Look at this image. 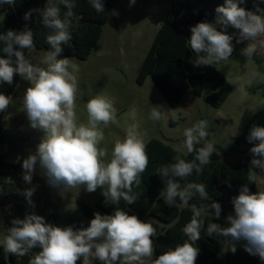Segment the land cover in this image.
Segmentation results:
<instances>
[{
	"label": "clouds",
	"instance_id": "obj_1",
	"mask_svg": "<svg viewBox=\"0 0 264 264\" xmlns=\"http://www.w3.org/2000/svg\"><path fill=\"white\" fill-rule=\"evenodd\" d=\"M89 2L97 13L104 12L102 0ZM243 2L225 0L224 5L215 9L214 23L199 22L191 27L188 44L195 53V66L214 65L230 58L235 33L228 34L229 27L240 30L236 43L250 42L242 49L244 55L251 57L257 51V45L252 41L264 36V8L257 6L255 11L246 10L239 6ZM130 3L134 4L135 0ZM0 4L14 6L15 0H0ZM61 6L66 9L63 17ZM75 7V0H47L43 8L29 9L24 14L23 19L28 21L32 13H37L40 23L52 30V34L46 37L50 50L42 61L46 67L34 65L25 56L24 49L35 48L34 33L27 25L19 32L9 29L0 33V51L4 53L0 56V83L12 85L17 74L29 82L23 94V109L30 127L44 133L35 153L23 159L22 179L31 184L39 165L49 186L57 189L62 197L72 189L84 186L89 193L101 189L105 205H118L121 199L132 205L140 195L133 192V186L139 187L142 173L149 164L144 139L147 133L140 131L133 110L129 115L134 122L128 127L125 138L115 142L111 158L106 161L107 149L99 147L104 140L100 125L107 126L116 121L117 109L113 100L106 95L94 96L86 103L87 123L77 122L79 65L68 57L58 58L63 52L62 45L72 39L70 25ZM237 90L245 92L243 85ZM12 100L11 96L0 93V112L6 111ZM162 114L159 106L152 107L150 119L158 121ZM208 129V121L199 120L183 132V146L188 153H195L193 160L176 156L175 162L157 170L166 185L163 199L169 207L176 205L177 198L188 206L197 194L202 201L211 199L205 184L189 182L182 187L179 182L194 170L201 173L203 166L211 163V156L216 151L214 144L206 142L204 146L196 147L206 140ZM247 139L249 142L259 141L250 149L252 159L247 180L251 183L258 175L254 169L264 172V126L253 125ZM19 161L20 157H17L16 162ZM35 190V187L17 189L32 207H35L32 200ZM232 204L234 215L225 218L227 226L209 222L206 229L202 213L219 220L220 203L212 200V203L199 207L192 205L191 219L182 229L187 239L155 259L152 238L156 236V228L153 220L142 221L119 207L111 215L95 212L87 227L75 230L72 226L46 223L43 216L35 213L23 219L16 217L11 220L7 235L0 243L4 251L12 255L24 257L31 254L28 264H77L81 258L82 264H92L93 259L103 264H196L200 252L196 242L201 239L204 229L209 237L230 239L232 253L237 250L236 243L243 242L244 251L264 262V191L252 193L245 183L239 194L232 198Z\"/></svg>",
	"mask_w": 264,
	"mask_h": 264
},
{
	"label": "rangeland",
	"instance_id": "obj_2",
	"mask_svg": "<svg viewBox=\"0 0 264 264\" xmlns=\"http://www.w3.org/2000/svg\"><path fill=\"white\" fill-rule=\"evenodd\" d=\"M172 2L135 0L132 4L130 0H118L109 11V20L103 27L102 36L87 59L62 54L58 56L68 57L79 65L77 122L87 123L86 103L94 96L106 95L113 100L117 109L116 121L107 126L100 125L104 140L99 147L107 149L108 156L104 158L107 161L111 158L115 142L125 138L128 127L134 122L129 115L133 110L136 111L135 122L139 123L140 131L147 133L145 144L157 138L185 154L188 152L183 146L184 130L199 120H207L209 135L200 143L212 142L225 161L236 164L240 157L251 152L244 147L237 149L235 138L264 101V89L256 92L251 90L258 76L256 74L264 71V36L252 41L257 45V51L247 57L242 49L250 42L236 43L240 30L232 27L227 29L228 34L235 33L232 41L234 50L228 60L214 65L232 83L233 91L221 107L209 105L204 96L194 95L191 89L181 102L170 105L151 76L146 78L144 84H139L137 78L163 20L172 8ZM47 51L35 47L28 50L26 57L34 65L46 67L42 61ZM240 85L244 86L245 92L237 90ZM28 86L29 82L20 77L11 96L12 103L6 110V141L0 144V152L6 154L10 162L16 161L17 157L21 160L35 153L44 135L42 131L30 127L23 109V94ZM156 106L163 112L158 121L150 119L151 109ZM256 173L258 191H264V172L258 170ZM30 187L36 189L32 197L35 207L30 206L17 191ZM101 195L102 190L99 188L89 193L84 186H78L62 197L57 189L49 186L37 165L31 184H26L22 179L14 184L11 193L0 189V241L7 235V228L11 226L13 218L23 219L32 213L43 216L49 224L50 218H53L56 226L67 225L69 215L78 223L89 222L83 214L82 205L95 206ZM229 214L234 215V212L228 211L220 216L225 224Z\"/></svg>",
	"mask_w": 264,
	"mask_h": 264
},
{
	"label": "trees",
	"instance_id": "obj_3",
	"mask_svg": "<svg viewBox=\"0 0 264 264\" xmlns=\"http://www.w3.org/2000/svg\"><path fill=\"white\" fill-rule=\"evenodd\" d=\"M46 2L47 0H15L14 6L0 4V33L9 29L19 32L27 25L34 33L35 47L50 50L46 37L52 34V30L40 23L39 15L34 12L30 20L23 19L25 12L29 9L43 8ZM102 2L104 12L97 13L89 0H75L76 7L73 10L75 15L70 25L72 39L67 45H62V55L78 59H87L91 55L102 36L104 25L109 20V11L118 0H102ZM224 4L225 0H173L172 8L167 12L141 66L137 78L138 83L144 84L146 78L151 76L170 105L181 102L186 92L191 89L194 95L204 96L205 102L209 105L221 107L232 93L233 85L215 65L195 66V53L190 49L188 40L191 36V27L199 22L214 23L216 7ZM239 6L246 10L256 9L257 6L264 8V2L244 0ZM65 11L66 9L61 6L62 17ZM23 51L27 56L28 50ZM3 55L4 53L0 51V56ZM259 74L251 87L254 92L264 89V79H262L264 71ZM19 80L20 76L17 74L12 85L0 83V93L12 96ZM5 115L6 111L0 112V144L6 141ZM253 125L264 126V101L235 138L237 149L244 147L250 152L251 147L259 142H249L247 139ZM202 146H204L203 143L196 145L197 148ZM146 151L149 157L148 167L142 173L139 187L133 186V192L140 194L136 203L128 205L121 199L118 205H105V198L101 195L95 206L84 203L82 211L91 220L95 212L111 215L114 209L119 207L129 212L130 215H136L142 221L153 220V226L156 228V236L152 238L155 239L153 259L187 239L182 229L191 219L192 205L199 207L202 204H210L214 200L220 203L221 214L228 211L234 212L232 198L239 194L241 185L247 183L250 192L258 191L257 180L251 183L247 180L252 159L251 153L240 157L237 163L233 164L225 161L222 155L215 151L211 156V163L203 166L201 173L198 174L194 170L185 180L179 181L182 187L189 182L205 184L211 199L202 201L197 194L192 197L188 206L183 205L177 198L176 205L169 207L163 199L166 185L161 176L157 174V170L162 165L175 162L176 156L191 161L195 153L185 154L157 138L147 142ZM16 161L10 162L9 157L0 152V189L3 188L8 193H11L15 183L22 180L23 159ZM258 170L260 169H254V171ZM229 184L231 187L228 186ZM201 219L204 220L205 229L209 222L227 226L221 217L216 220L202 213ZM89 222L78 223L72 215H69L67 225L59 227L72 226L75 230L87 227ZM50 224L55 225L53 218H50ZM196 245L200 249L196 264H264L259 257L249 255L244 251L243 242L236 243L237 250L232 253L230 239L209 237L204 229ZM33 251H39V249ZM30 258L31 254L24 257L12 255L4 251V246L0 245V264H28ZM77 264H82V258L81 261H77ZM92 264H103V262L93 259Z\"/></svg>",
	"mask_w": 264,
	"mask_h": 264
}]
</instances>
